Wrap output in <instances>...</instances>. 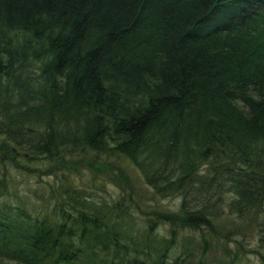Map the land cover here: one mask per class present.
I'll return each mask as SVG.
<instances>
[{
	"label": "trees",
	"instance_id": "1",
	"mask_svg": "<svg viewBox=\"0 0 264 264\" xmlns=\"http://www.w3.org/2000/svg\"><path fill=\"white\" fill-rule=\"evenodd\" d=\"M84 154L111 170L112 204L65 183ZM118 162L178 202L143 211L156 239L149 220L135 230L142 207ZM9 167L52 174L55 202L43 214L11 200L4 173L0 264H191L186 231L199 235L194 264L211 239L234 243L220 264H264V0H0Z\"/></svg>",
	"mask_w": 264,
	"mask_h": 264
},
{
	"label": "rangeland",
	"instance_id": "2",
	"mask_svg": "<svg viewBox=\"0 0 264 264\" xmlns=\"http://www.w3.org/2000/svg\"><path fill=\"white\" fill-rule=\"evenodd\" d=\"M85 158H83V161L81 160V157L77 158L76 168H74L73 163H70V170L67 171V179L65 183L70 185H73L80 190L85 189L86 192H92L94 196H102L103 198L107 199L110 204H112L120 195L119 187L111 180L110 172L111 170L105 169L103 173H94L95 170L89 169L88 167V161L91 159H88V157L84 154ZM73 159V158H72ZM115 163L114 159H111L110 161H102V162H96L99 165H105V163ZM37 167H44L45 163L42 159H38L36 162ZM118 166L125 169V172L128 173L131 180L134 181V186L136 188H133L134 192V201L139 204V206L142 207L141 211H137L135 208H131V212H133V215L135 216L136 220V227L135 230L138 232H147L149 229L147 228V220L153 223V227L151 229L154 238L156 239V227L158 225L151 221L149 217L152 215L144 214L143 211L149 210L150 213H152V208H154V205L156 202L162 204L163 206L176 208V205L178 204L177 200L173 198L163 199L161 201L156 199V196L152 194L151 189L147 187L144 183H142L139 179L138 173L136 170L132 169L131 167L127 166L125 163L118 162ZM125 167V168H124ZM69 169V168H68ZM61 170V169H60ZM93 170V171H92ZM116 173V170H113ZM61 172H65V170H61ZM4 173L7 174L11 180H10V189L13 193V196L11 197V200H18V201H24L27 202L29 205L28 207L31 208L32 206L35 208H38L41 210L43 214L49 213L51 209V205L55 200L51 198V194L49 191V187L56 185L54 182V176L52 174H41L39 177L38 173L30 174V172H27V175L22 174L21 171H15L9 167V169L6 171L5 169H0V180L5 179ZM109 173V174H108ZM105 183V184H103ZM81 187V188H80ZM106 191V192H105ZM41 195V196H40ZM122 196V195H121ZM100 199V198H99ZM121 197L119 198V200ZM118 200V201H119ZM2 201V200H0ZM37 209V210H38ZM138 213V214H137ZM143 214V215H142ZM145 215V216H144ZM220 224L222 226L230 227L228 221L225 218H222L220 220ZM139 229V230H138ZM159 231H162V228L160 227ZM186 235H180L179 236V242L177 243V246L182 250L184 246H187V248L190 250L192 255V263L194 264L197 258L200 255V252L202 251V248L199 246V235L193 234L192 232L186 231ZM256 240L254 238L246 243L245 248L251 247L255 245ZM209 247L205 250V256H204V264H220L221 261L227 260L228 255H230V251L228 250H234L232 241L224 242L223 240L216 241L215 239L210 240ZM241 254V253H239ZM245 256L240 255L239 258H237L238 264H243L245 261ZM248 260L251 261L253 264H259L257 259H255L254 255L251 253L247 254Z\"/></svg>",
	"mask_w": 264,
	"mask_h": 264
},
{
	"label": "bare ground",
	"instance_id": "3",
	"mask_svg": "<svg viewBox=\"0 0 264 264\" xmlns=\"http://www.w3.org/2000/svg\"><path fill=\"white\" fill-rule=\"evenodd\" d=\"M125 197V196H124ZM131 203H133V202H131ZM142 212V211H141ZM146 212V211H145ZM138 214V213H137ZM145 214V213H144ZM143 215V214H142ZM145 216V215H144Z\"/></svg>",
	"mask_w": 264,
	"mask_h": 264
}]
</instances>
